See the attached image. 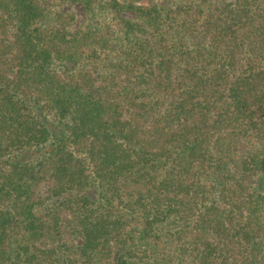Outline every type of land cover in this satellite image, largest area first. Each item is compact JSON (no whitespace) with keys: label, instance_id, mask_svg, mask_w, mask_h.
<instances>
[{"label":"trees","instance_id":"trees-1","mask_svg":"<svg viewBox=\"0 0 264 264\" xmlns=\"http://www.w3.org/2000/svg\"><path fill=\"white\" fill-rule=\"evenodd\" d=\"M0 264H264V0H0Z\"/></svg>","mask_w":264,"mask_h":264},{"label":"rangeland","instance_id":"rangeland-1","mask_svg":"<svg viewBox=\"0 0 264 264\" xmlns=\"http://www.w3.org/2000/svg\"><path fill=\"white\" fill-rule=\"evenodd\" d=\"M65 9L73 11L77 15V18L79 20L83 17V10H82L81 5L79 4L66 5Z\"/></svg>","mask_w":264,"mask_h":264}]
</instances>
